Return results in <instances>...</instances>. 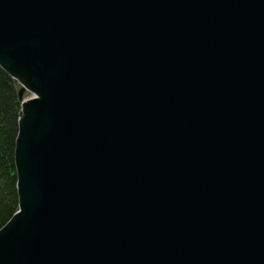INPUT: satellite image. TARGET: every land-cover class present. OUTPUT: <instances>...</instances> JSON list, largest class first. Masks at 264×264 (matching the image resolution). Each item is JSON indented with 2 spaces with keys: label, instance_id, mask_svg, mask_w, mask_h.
<instances>
[{
  "label": "water",
  "instance_id": "95a60500",
  "mask_svg": "<svg viewBox=\"0 0 264 264\" xmlns=\"http://www.w3.org/2000/svg\"><path fill=\"white\" fill-rule=\"evenodd\" d=\"M0 68V264H264V0H0Z\"/></svg>",
  "mask_w": 264,
  "mask_h": 264
},
{
  "label": "trees",
  "instance_id": "16d2710c",
  "mask_svg": "<svg viewBox=\"0 0 264 264\" xmlns=\"http://www.w3.org/2000/svg\"><path fill=\"white\" fill-rule=\"evenodd\" d=\"M18 84L0 68V228L18 209L14 165L21 100Z\"/></svg>",
  "mask_w": 264,
  "mask_h": 264
},
{
  "label": "rangeland",
  "instance_id": "374dc122",
  "mask_svg": "<svg viewBox=\"0 0 264 264\" xmlns=\"http://www.w3.org/2000/svg\"><path fill=\"white\" fill-rule=\"evenodd\" d=\"M30 96L31 95L29 93H27V92L23 95L24 98H27V97H30Z\"/></svg>",
  "mask_w": 264,
  "mask_h": 264
}]
</instances>
